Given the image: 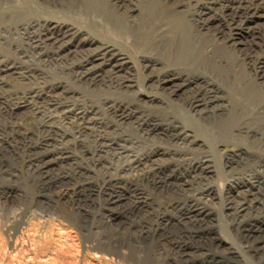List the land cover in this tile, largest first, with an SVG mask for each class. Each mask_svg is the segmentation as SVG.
I'll return each mask as SVG.
<instances>
[{"label":"rangeland","instance_id":"obj_1","mask_svg":"<svg viewBox=\"0 0 264 264\" xmlns=\"http://www.w3.org/2000/svg\"><path fill=\"white\" fill-rule=\"evenodd\" d=\"M178 1L168 0L171 5ZM24 2L29 7L27 18L39 16L52 25L67 24L97 44L112 46L124 57L126 64L121 70H128L132 86L118 93L107 88L95 90L45 62L38 68L45 78L31 85L43 89L57 84L73 92L67 109L87 111L86 122H73L72 113L68 119L63 113L60 118L50 107L33 113L19 106L18 118L9 119L0 107V264H264V178L246 192L240 174L248 168L245 160L250 155H264V144L257 146L241 137L228 139L217 133V124L237 115L256 137L264 138V115L247 99L254 88L248 85V70L239 64L235 75L223 81L208 74L210 70L194 72L214 80L222 101L228 104L224 113L210 118L215 119L202 120L199 112L187 109L178 99H170L167 113L161 114L144 102L164 100L152 78L159 70L148 66V60L158 59L171 67L166 47L161 49L166 38L158 57L150 45L139 49L123 30L97 18L89 21L90 13L82 7L53 9L40 0ZM262 21L264 17H253L249 22L257 25ZM168 30L169 25L160 22L154 34L166 35ZM242 37L240 33L236 38ZM197 48L218 55L223 74L228 63L220 46L200 38ZM0 54L15 58L9 50L0 49ZM226 56L235 58L230 52ZM187 74L192 71L183 70V75ZM4 79L13 86L4 87L10 88L9 92L28 85L16 84L10 74ZM109 101L145 113L140 119L118 120L109 110ZM15 122L19 135L8 130ZM177 131L187 138L188 148L179 136L175 138ZM58 135L67 140L74 165L52 162L55 165L48 178L34 171L32 164L54 153L53 146L45 149L37 143ZM109 143L123 146L125 152L115 155ZM235 145L244 152L234 151ZM157 149L165 153H155ZM144 153L152 161L126 170L133 156ZM48 181L51 184H46ZM241 200L246 207L239 210L236 204ZM190 201L196 205L194 215L187 213Z\"/></svg>","mask_w":264,"mask_h":264},{"label":"bare ground","instance_id":"obj_2","mask_svg":"<svg viewBox=\"0 0 264 264\" xmlns=\"http://www.w3.org/2000/svg\"><path fill=\"white\" fill-rule=\"evenodd\" d=\"M40 1L53 9L75 10L82 7L85 12L86 10L89 11V21L92 18H97L114 28L123 30L127 36L133 39L139 49L150 45L158 57L162 41L166 38V44L161 49L166 47V59L171 62V64L169 63L171 67L165 66L158 59L148 60L150 63L148 66L159 70L156 76L152 78L155 79L165 101L153 98L144 102V104L156 107L161 114L167 113L170 99L183 100L182 105L189 110L199 112V117L204 121L217 116L219 112L224 113L228 104L222 101L219 85L214 80L199 77L194 72L210 70L209 73H206L214 76L216 80H230L235 75L238 65L242 64L251 77L248 85H254L253 89L250 87L252 92L251 95L247 96L248 102L254 104L260 110L259 113L264 115V21L257 25H250L249 22L253 17H264V0H179L173 5L169 4L168 0ZM28 9L29 7L24 0H0V49L4 52L9 50L15 53L14 59L0 54V105H2L0 107L5 109L3 113L7 118L17 119V107L24 106L33 113L41 112V109L50 107L53 114L60 118L63 113L64 118L68 119L70 116L68 113H72L73 117L69 118L73 122L81 123L85 120L87 111L78 109L79 111L72 110L70 112L71 103L69 104L70 108L67 109L69 98L72 97L73 92L65 90L57 84L56 86L48 84L49 86L43 89L31 85L43 81L45 78L43 73L38 70L45 62L47 66L60 68L58 69L59 73L66 74L74 82H83L87 87L95 88V90L107 88V90L118 93L121 90L127 92L130 89L132 82L128 80L129 76L126 74L128 70L125 72L121 70L126 61L122 60L124 57L116 52L112 46L97 44L93 39L82 36L81 32L67 24L52 25L51 21L39 16L27 18ZM160 22L168 24L169 30L166 35L156 36L154 30L156 25H160ZM240 33H243V37L236 38ZM200 38H208V41L220 46L225 55L223 58L228 63L223 74L218 68L219 65H222V60L218 55L213 56L208 50L201 52L204 48L198 50L197 43ZM228 52L234 55V60L226 56ZM183 70L192 71V74L183 75ZM8 74L14 76L16 84H28L27 87L21 91L9 92L13 86L10 87V84L4 82V78ZM4 87L10 88L5 89ZM184 92H188L186 96L182 95ZM238 93L240 94L241 91ZM121 104L110 102L109 105V110L118 120L127 117L137 118L138 116L140 119V116L145 113L144 109H132L130 106ZM143 107L145 108V106ZM117 119L115 118V120ZM213 119L215 118L210 119V121ZM45 120L43 118V121ZM36 123L38 122L36 121ZM47 127L52 126L48 124ZM8 128L10 133L20 131L17 123L15 126H8ZM174 128H176L175 125ZM217 128L220 137L228 139L241 137L257 146L264 144V138L256 137V132L246 128L241 123V117H237V115L235 118L217 124ZM178 136L184 141L183 147L188 148V145L185 144L187 138L185 139L184 135L182 136L177 131L175 138ZM24 138L25 136L20 137V139ZM7 139L9 140V138ZM20 139L21 142L25 141ZM37 144L44 146V148L53 146L52 152L54 153L51 152L52 154L44 156L40 160L34 161L33 159L32 169L34 171L49 178L54 169V163L62 164V166L74 165L67 140L63 141L61 135L59 138H44L43 143L39 141ZM68 145L70 146V144ZM108 147L112 149L115 155H122L125 152V148L121 145L114 147L109 143ZM162 151L164 150L157 149L155 153L161 155ZM234 151L244 152L238 145L234 146ZM149 161L152 160L148 158L146 153L137 158L133 156L126 170H131V168L140 165L146 166ZM77 162L75 160V163ZM245 164L248 168L240 173L241 179H244L241 182H245L244 190L250 192L253 190L254 184L264 178V155H250L245 160ZM74 170L76 171V169ZM73 175L75 174L73 173ZM50 182L48 181L46 184L49 185ZM246 185H249V188ZM115 200L113 199V201ZM256 203L258 204V202ZM236 205L239 210L246 207L243 200ZM195 207L196 205L190 201L187 213L194 215L196 213Z\"/></svg>","mask_w":264,"mask_h":264}]
</instances>
